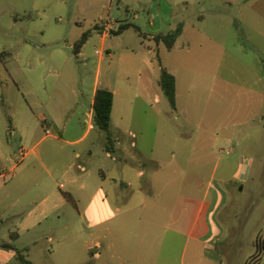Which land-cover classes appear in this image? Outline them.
Instances as JSON below:
<instances>
[{
  "label": "rangeland",
  "instance_id": "rangeland-1",
  "mask_svg": "<svg viewBox=\"0 0 264 264\" xmlns=\"http://www.w3.org/2000/svg\"><path fill=\"white\" fill-rule=\"evenodd\" d=\"M150 1L0 0V75L8 79H0V135L13 152L12 165L0 172V240L26 251L32 264L181 261L185 246L197 247L204 262L208 241L223 264H253L260 250L264 264V121L248 119L250 93L241 89L256 74L264 81V0H184L174 22H166L174 14L164 7L151 12ZM101 23L147 35L183 28L169 51L132 27L111 37L112 55L104 52L101 61ZM89 32L85 57H76L75 44ZM187 41L191 53L178 49ZM157 51L177 80L176 110L156 84ZM145 58L154 59L153 68ZM99 64L100 88L116 91L111 153L97 140L99 130L77 147L54 140L86 129ZM15 120H35L36 136L27 143L12 137L7 129ZM243 160H253L245 183L236 178ZM68 171L87 179L80 183L89 189H102L97 203L87 204L88 190L72 187ZM196 181L211 184L216 199L207 221ZM68 191L79 209L64 199ZM5 192L16 206L5 209ZM183 198L195 202H180L176 220L195 207L197 232L176 233ZM115 209L121 215L105 220ZM0 264H19L14 251L0 248Z\"/></svg>",
  "mask_w": 264,
  "mask_h": 264
},
{
  "label": "crops",
  "instance_id": "crops-1",
  "mask_svg": "<svg viewBox=\"0 0 264 264\" xmlns=\"http://www.w3.org/2000/svg\"><path fill=\"white\" fill-rule=\"evenodd\" d=\"M140 1H142V0H139V2ZM181 4L187 5V2H185L184 0H151L149 6L151 8V10H150L151 12H156V11L160 10L162 7H164L167 10V12H169L170 14H174V15H171L172 17L168 18L166 22H170V21L174 22L176 20L174 17L175 12H177V7ZM98 26H100V29H99V31H96V32L101 35V51H100L101 54L99 56H100V59L102 61L104 59V52L109 53L110 56L112 55V50H111L112 45L109 43V41H110L111 37L113 36L112 32H117L119 29L117 30L116 28H114L112 23H101ZM184 27H185V25H184ZM180 28H183V27L180 26ZM156 30H160V27H157ZM151 36H154V35H151ZM203 41L206 43L207 40L203 39ZM150 43H152V42H150ZM176 44H178V42H176ZM176 46L177 45H175V47L172 51H174L176 49ZM159 47L160 46H157L158 49H159ZM145 49L150 54H152L154 52V48L151 46L145 45ZM178 49H180L182 51H186L187 53H191V51H192L189 41L182 43V45ZM83 51L84 50H82V52L78 56L85 57L86 52L85 51L83 52ZM155 59H156V57H155ZM143 64H145V66L147 68L151 69L154 67V59L150 60L148 58H145L143 60ZM159 70L161 71V67L159 68ZM101 71H102L101 70V64H99L98 71H97V82H96V85L94 88V93H93V102L89 105L90 111L87 113V116L89 119L86 120L88 123L86 129L83 131V133L81 135H79L76 138L70 137L68 134H65V135L63 134L62 136H54L55 141H57L59 143H63V144L68 145L70 147L81 146L82 144L86 143V141L92 135H94V131L98 130L97 128L93 127V104H94V98H95L96 91H97V89L100 88L99 78L101 75ZM1 78H4V80L8 81L7 77L4 76L3 73L0 75V79ZM156 84L159 87L158 80H157ZM241 89H246L250 93V95L248 97V99L250 100V103L246 104V106L248 107L246 109V111L249 110V113H248L249 118L248 119L249 120H263L264 121V115L262 114L264 112V110L262 111V105L264 102V81L262 80V78L258 74H256L254 80L252 82H249L246 86L242 87ZM109 90L112 91L114 93V95L116 96L115 90H111V89H109ZM227 90H229L228 87H226V92H227ZM112 114H113V112H112ZM34 121L35 120H15L14 123L11 121V126L9 127V129H7V131L8 130L10 131V129L11 130L14 129V133L11 136L13 137L14 135H19L21 137V140L23 142L27 143L28 141H30L32 138H34L36 136L35 132H34ZM13 124H14V126L12 128ZM54 124H56L57 126L64 124L65 127L63 128V130L64 129L67 130L69 127L68 123L64 122V120H59V121L55 120ZM95 135H96L97 140H102V141L106 142V139H107L106 133L102 134V133L98 132V133H95ZM105 142H104V145L107 148V144ZM113 146H115V145H113ZM113 151L115 152V149ZM30 152H31V150L27 151L25 156L29 155ZM12 153L13 152L11 151L10 146L6 145L4 143V138L2 135H0V172H3V170H5V168L12 165V163H13V154ZM21 153H25V150L22 149ZM89 153L91 154V152H89ZM14 168H16V165L13 167V169ZM252 168H253V160H248V161L243 160V162L241 163V165L239 167V171L236 175L237 180L242 181V183H245L248 180V178L250 177V173L252 171ZM69 173L70 172L68 171L67 174H69ZM102 175H103V177L106 176L103 171H102ZM2 176L3 175H1L0 177H2ZM69 176H70V178H72V180H71V186L72 187H75L77 184H80L81 189L88 190V193H89L88 194V197H89L88 200L89 201L87 204L94 205L95 203H97L98 199L100 198V195L102 194V189L100 187L95 191V189H94L95 184H93V186L89 189L87 186V183H80L82 181L87 180L82 175H78V176L76 175L75 176V175H72L70 173ZM195 184H196V187L201 190V194L204 196L200 200L201 206L199 208V212L202 213L203 211H206L204 217H205V220L207 221V219L210 217V215H213L215 213V211L218 209V208H216V209L212 208L215 204V201H216L215 197L212 196V192L210 189V188H212V185L208 183V187L206 188L204 183L196 181ZM2 189L3 188L0 186V192L2 191ZM63 195H64V199L68 203L74 205L76 209H79L80 201H78L74 195H72L69 191L66 193L63 192ZM43 197H44V199L42 200V204H45L48 200V197L45 194ZM182 201L188 202L187 204H190L191 202H195L194 199H192V198H188V199L183 198L182 200L177 199L178 206L175 209V216H174V220H173L174 225H176V228H175L176 233L181 234L182 231L180 229L183 227L190 232H193V233L197 232L196 231L197 214L195 213L196 212L195 207L193 209H191L189 207L184 209L183 210V217H185V218L183 220H181V219L176 220V218L179 217L182 213V212H180V209H179V204ZM17 202H19V201L13 202L11 200L10 193L5 192V200H4V204L6 205L5 209H8L10 206L11 207L16 206ZM115 210H117V209H115ZM46 212H47L46 209H44L41 212V214H40L41 218L46 217V215H45ZM124 212L126 213L127 211H124ZM125 213H122V215ZM118 215H121L120 209L117 211H114V212H113V210H110L109 211V217L105 220H107V221L113 220L114 221L118 217ZM191 216H192V218H191ZM191 219H192V221H191ZM28 220H31V216L28 217ZM40 222H41V220H39V223ZM23 230L26 232H30L27 225H24ZM210 232H211V230L208 226V236L210 235ZM109 233H110V235L113 234L111 232V230ZM12 239L14 241H17L20 239V235L13 234V235H11V240ZM0 242L9 243V242H6L4 240H2V241L0 240ZM213 243L214 242L208 241V247L207 246L202 247L204 262L196 259L195 249H197V247L193 246V247H191L190 251H188L189 247L185 246L183 248V251H182L181 261L155 260V261H138L136 263L135 262L117 263L114 260L112 261V259H114L116 255L112 252V250H110V256H111V261H112V263L111 262L110 263L111 264H223V262H222L223 258H222V256H219L217 254L216 249H215L216 247L214 246ZM33 244H36V242L34 241ZM207 249H208V251H207ZM93 250H95V251L93 252ZM93 250L91 251L92 256H95V255L101 256V253L98 252L97 249H93ZM188 253H189V255H188ZM14 254L16 255L15 252H14ZM205 254H206L207 258H205L206 257Z\"/></svg>",
  "mask_w": 264,
  "mask_h": 264
},
{
  "label": "trees",
  "instance_id": "trees-1",
  "mask_svg": "<svg viewBox=\"0 0 264 264\" xmlns=\"http://www.w3.org/2000/svg\"><path fill=\"white\" fill-rule=\"evenodd\" d=\"M135 29L139 35L148 42L155 43L156 46L164 45L169 51H172L176 45V42L181 35V28H179L175 33L171 34H158V35H147L141 31L139 27L125 25L121 27L117 32H112V35H120L130 28ZM100 26H97L96 31H99ZM92 36V32L86 33L82 38L75 44L73 51L74 55L77 57L83 47L86 45L88 39ZM3 56H0L2 58ZM156 59L159 62L161 67L160 77L158 79V85L167 98L171 108L176 110L177 108V80L176 77L171 74L167 69L163 68L160 54L157 51ZM115 95L112 91L106 88H99L96 91L94 104H93V127L98 130L106 133L107 135V151L112 152L113 143L111 135V126H112V112L114 108ZM114 152V151H113ZM0 248L6 250H12L16 253L15 260L19 264H32L28 261L24 250L17 249L13 244L0 242ZM262 250H260L259 255L256 257L253 264H259L261 259Z\"/></svg>",
  "mask_w": 264,
  "mask_h": 264
},
{
  "label": "built area",
  "instance_id": "built-area-1",
  "mask_svg": "<svg viewBox=\"0 0 264 264\" xmlns=\"http://www.w3.org/2000/svg\"><path fill=\"white\" fill-rule=\"evenodd\" d=\"M98 54L100 55L101 53H100V52H98Z\"/></svg>",
  "mask_w": 264,
  "mask_h": 264
}]
</instances>
